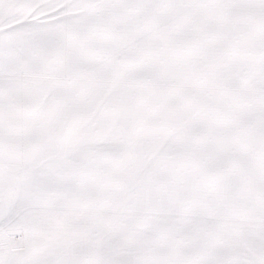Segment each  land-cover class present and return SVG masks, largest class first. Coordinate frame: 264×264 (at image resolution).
<instances>
[{
  "label": "snow or ice",
  "instance_id": "obj_1",
  "mask_svg": "<svg viewBox=\"0 0 264 264\" xmlns=\"http://www.w3.org/2000/svg\"><path fill=\"white\" fill-rule=\"evenodd\" d=\"M0 264H264V0H0Z\"/></svg>",
  "mask_w": 264,
  "mask_h": 264
}]
</instances>
